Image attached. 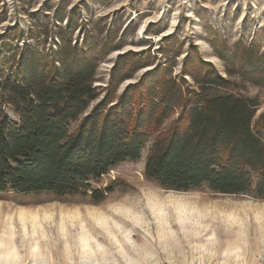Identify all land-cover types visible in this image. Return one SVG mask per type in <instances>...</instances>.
<instances>
[{"label": "rangeland", "instance_id": "obj_1", "mask_svg": "<svg viewBox=\"0 0 264 264\" xmlns=\"http://www.w3.org/2000/svg\"><path fill=\"white\" fill-rule=\"evenodd\" d=\"M68 38L105 50L96 85L107 86L123 53L130 58L123 72H132L134 60L148 62L119 84L116 97L146 73L144 81L174 80L182 90L195 89L189 74L203 72L205 61L255 101V118L264 121V0H195L168 11L162 0H0V63L25 53L24 43L49 55ZM178 111L173 108L160 131ZM153 138L138 160L88 181L92 189H111L101 200L83 188L61 197L0 191V241L16 246L13 264H264V196L158 185L144 176ZM84 233L97 240H90V250L82 249ZM4 248L0 264H12Z\"/></svg>", "mask_w": 264, "mask_h": 264}, {"label": "trees", "instance_id": "obj_2", "mask_svg": "<svg viewBox=\"0 0 264 264\" xmlns=\"http://www.w3.org/2000/svg\"><path fill=\"white\" fill-rule=\"evenodd\" d=\"M24 44L25 53L0 63V191L61 197L83 188L101 200L111 189H92L88 181L138 160L153 136L144 176L158 185L264 196V121L255 118V101L210 62L189 74L195 89L182 90L174 80L144 81L146 73L116 97L119 84L148 62L134 60L132 72H123L129 53L119 55L103 87L95 84L105 55L97 43L62 39L49 55ZM158 72L155 66L149 73ZM177 106V118L160 131ZM72 122L78 123L70 130Z\"/></svg>", "mask_w": 264, "mask_h": 264}, {"label": "bare ground", "instance_id": "obj_3", "mask_svg": "<svg viewBox=\"0 0 264 264\" xmlns=\"http://www.w3.org/2000/svg\"><path fill=\"white\" fill-rule=\"evenodd\" d=\"M183 209V208H182ZM187 209V208H186ZM163 210V209H162ZM181 211V210H180ZM189 211V210H188ZM233 212V211H232ZM231 212V213H232ZM188 213V212H187ZM22 215V216H21ZM20 215V219H22V218H24V214H21ZM191 217V216H190ZM236 217V216H235ZM34 218H36V216H33L32 217V219H34ZM187 218V217H186ZM99 220H101V219H99ZM74 225V224H73ZM24 226V225H23ZM2 228V227H1ZM85 232H86V230H85ZM125 232V231H124ZM126 233V232H125ZM128 233V232H127ZM81 234H83V232L81 233ZM91 234V233H90ZM90 234H85L84 233V235H82V237L80 238L81 240V246H82V249L84 250V249H86V250H90V247H91V245H90V240L91 239H93L94 237H93V235L91 236ZM80 237V236H79ZM115 237V236H114ZM95 239V241H97L96 240V238H94ZM92 241V240H91ZM97 243V242H96ZM35 244V243H34ZM99 244V243H98ZM97 244V245H98ZM0 245H4L6 248H4V250H9L7 253H5V255H6V257L8 258V259H10V261H12V264H13V259L14 258H16V257H18V255H17V252L15 251L16 250V246L14 245V244H11V245H7L6 243H3V242H1L0 241ZM7 245V246H6ZM101 245H98V248L100 247ZM33 248V247H32ZM31 248V249H32ZM37 248V244H36V246L34 245V249H36ZM92 249V248H91ZM39 250V249H38ZM93 250V249H92ZM83 253V252H82ZM18 259V258H17ZM9 261V262H10ZM14 261H15V259H14ZM4 263V262H3ZM7 264H8V260H7ZM10 264V263H9Z\"/></svg>", "mask_w": 264, "mask_h": 264}, {"label": "built area", "instance_id": "obj_4", "mask_svg": "<svg viewBox=\"0 0 264 264\" xmlns=\"http://www.w3.org/2000/svg\"><path fill=\"white\" fill-rule=\"evenodd\" d=\"M192 1L195 0H162L164 9L167 11L172 7H184Z\"/></svg>", "mask_w": 264, "mask_h": 264}]
</instances>
